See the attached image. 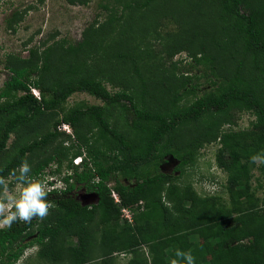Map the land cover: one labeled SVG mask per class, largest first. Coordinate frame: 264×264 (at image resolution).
Returning a JSON list of instances; mask_svg holds the SVG:
<instances>
[{
	"label": "trees",
	"instance_id": "1",
	"mask_svg": "<svg viewBox=\"0 0 264 264\" xmlns=\"http://www.w3.org/2000/svg\"><path fill=\"white\" fill-rule=\"evenodd\" d=\"M103 6L106 17L88 24L78 41L44 40L42 50L5 56L0 156L11 135L15 151L0 163V177L27 160L34 176L63 185L49 191L45 218L0 230V264L16 263L34 245L54 264H112L116 253L130 255L127 264H168L177 248L192 251L197 264H264V195H256L264 165L250 160L264 150V0ZM22 17L12 10L6 26L14 29ZM164 18L177 29L162 32ZM181 52L187 64L173 60ZM202 79L211 88L199 94ZM75 92L103 104L66 107ZM240 111L254 116L247 128L234 127ZM211 143L227 175V204L177 183ZM169 155L179 174L162 169ZM79 190L98 201L82 205Z\"/></svg>",
	"mask_w": 264,
	"mask_h": 264
},
{
	"label": "rangeland",
	"instance_id": "2",
	"mask_svg": "<svg viewBox=\"0 0 264 264\" xmlns=\"http://www.w3.org/2000/svg\"><path fill=\"white\" fill-rule=\"evenodd\" d=\"M104 4H107V0H88L85 4L70 3L67 0H0V87L9 75V71L4 68L5 56L8 53L22 57L27 56L29 48H43L42 43L44 40L48 42L47 44L59 40H65L66 42L78 41L81 38L83 29L88 24L95 19L102 21L106 17L108 11L105 10ZM14 9L22 11L23 17L17 24H14L13 29L6 26L5 19ZM159 29L165 32L166 30H176L177 27L168 18H164ZM154 42L156 54L163 56V53L159 52L160 44L157 41ZM173 60L182 61L186 64L189 62L185 52L174 55ZM199 83V91H197L199 94L211 88L210 83L204 81V79L200 80ZM31 92L34 94L32 90ZM38 95L39 92L35 89L34 96L38 97ZM79 102L103 104L100 99L87 92H75L67 98L66 107ZM240 112L236 113L237 125L234 127L237 129L247 128L250 122L254 120V116L246 111ZM62 128L67 130L66 127L62 126ZM13 139L14 136L11 135L7 143V152L0 156V163L3 159L6 160L9 157L7 153L15 151ZM217 148L218 145L215 143L205 144L198 151L195 163L185 168L177 183L181 186L190 184L198 195L203 197L217 196L227 204L229 198L224 187L227 175L216 165L215 152ZM65 163L62 169H64ZM164 165L166 166H163L162 169L179 174V171L176 170V163ZM253 173L257 175L258 171L254 170ZM62 174L61 172V176ZM6 181L11 191L18 189L19 186L12 176L7 177ZM253 184H255V181H253ZM82 193L84 192L82 191ZM256 195L259 198L262 197L264 189H258ZM37 251L38 247L36 245L27 247L14 264H54L40 258ZM129 256L128 254L116 253L113 255L112 264H127ZM57 262L67 264L65 261ZM90 264H101V260L94 259Z\"/></svg>",
	"mask_w": 264,
	"mask_h": 264
},
{
	"label": "clouds",
	"instance_id": "3",
	"mask_svg": "<svg viewBox=\"0 0 264 264\" xmlns=\"http://www.w3.org/2000/svg\"><path fill=\"white\" fill-rule=\"evenodd\" d=\"M31 90L35 94V89ZM250 160L253 164L264 165V150L253 154ZM11 176L19 186L16 191H11L6 179L0 177V230L10 229L17 221L29 223L34 217L43 219L51 207L48 200L51 189L47 181L33 175L27 160H22ZM168 264H197V258L192 251L177 248Z\"/></svg>",
	"mask_w": 264,
	"mask_h": 264
},
{
	"label": "built area",
	"instance_id": "4",
	"mask_svg": "<svg viewBox=\"0 0 264 264\" xmlns=\"http://www.w3.org/2000/svg\"><path fill=\"white\" fill-rule=\"evenodd\" d=\"M62 126L67 128V130L62 128L63 130H65L67 132H70L69 127H68L67 124H63ZM80 161H81V157L74 158V163L77 164V163H80ZM45 180L47 181V187L49 189H51V190H53L55 188H61L62 185H63L62 183L58 184L56 179H54L53 176L46 177ZM50 180H51V183L49 184L48 181H50ZM111 196L113 197L115 202H119L120 201L119 196H118V194H117V192L115 190H111ZM138 206H140V208H143L142 201H139ZM122 212H123V216L126 217L129 220V222H131V220H132L131 211L126 209V208H122Z\"/></svg>",
	"mask_w": 264,
	"mask_h": 264
},
{
	"label": "water",
	"instance_id": "5",
	"mask_svg": "<svg viewBox=\"0 0 264 264\" xmlns=\"http://www.w3.org/2000/svg\"><path fill=\"white\" fill-rule=\"evenodd\" d=\"M167 158H168V161L165 164L173 165L176 163L172 155H169ZM163 166H166V165L163 164L161 167ZM79 200L82 205H88V204L97 202L98 196L93 192L84 193L79 197Z\"/></svg>",
	"mask_w": 264,
	"mask_h": 264
},
{
	"label": "flooded vegetation",
	"instance_id": "6",
	"mask_svg": "<svg viewBox=\"0 0 264 264\" xmlns=\"http://www.w3.org/2000/svg\"><path fill=\"white\" fill-rule=\"evenodd\" d=\"M82 194L84 193H82V190H81L80 192L77 193V197L79 198Z\"/></svg>",
	"mask_w": 264,
	"mask_h": 264
}]
</instances>
